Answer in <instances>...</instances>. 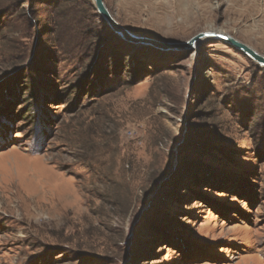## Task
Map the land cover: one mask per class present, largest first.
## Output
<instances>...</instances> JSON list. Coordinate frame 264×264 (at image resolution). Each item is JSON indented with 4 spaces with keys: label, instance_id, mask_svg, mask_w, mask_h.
<instances>
[{
    "label": "rangeland",
    "instance_id": "1",
    "mask_svg": "<svg viewBox=\"0 0 264 264\" xmlns=\"http://www.w3.org/2000/svg\"><path fill=\"white\" fill-rule=\"evenodd\" d=\"M103 1L264 56V0ZM0 264H264V67L133 44L92 0H0Z\"/></svg>",
    "mask_w": 264,
    "mask_h": 264
},
{
    "label": "water",
    "instance_id": "2",
    "mask_svg": "<svg viewBox=\"0 0 264 264\" xmlns=\"http://www.w3.org/2000/svg\"><path fill=\"white\" fill-rule=\"evenodd\" d=\"M93 6L100 16L102 22H104L116 36L124 38L136 45H145L152 48L161 50L163 52L172 50H185L191 51L204 41H221L239 53L246 56L248 59L256 62L259 66L264 67V56L254 51L249 46L235 39L233 36L221 31L211 30L198 33L191 39L185 42H164L155 38L146 37L137 33H134L123 26H121L111 15L103 0H92Z\"/></svg>",
    "mask_w": 264,
    "mask_h": 264
},
{
    "label": "trees",
    "instance_id": "3",
    "mask_svg": "<svg viewBox=\"0 0 264 264\" xmlns=\"http://www.w3.org/2000/svg\"><path fill=\"white\" fill-rule=\"evenodd\" d=\"M42 3H43V4H45V5H46V3H48V4L50 3V4H49V6H52V5H53V3L55 4V2H47V1H45V2H42ZM104 24H105V23H104ZM105 25H106V24H105Z\"/></svg>",
    "mask_w": 264,
    "mask_h": 264
}]
</instances>
